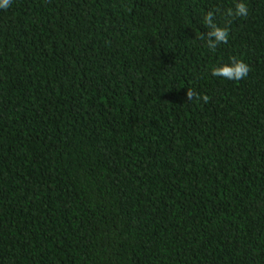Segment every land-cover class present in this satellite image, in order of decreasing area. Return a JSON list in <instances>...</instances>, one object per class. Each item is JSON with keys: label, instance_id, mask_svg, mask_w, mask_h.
<instances>
[{"label": "trees", "instance_id": "16d2710c", "mask_svg": "<svg viewBox=\"0 0 264 264\" xmlns=\"http://www.w3.org/2000/svg\"><path fill=\"white\" fill-rule=\"evenodd\" d=\"M236 2L0 9V264H264V0L203 20Z\"/></svg>", "mask_w": 264, "mask_h": 264}, {"label": "clouds", "instance_id": "9594fccd", "mask_svg": "<svg viewBox=\"0 0 264 264\" xmlns=\"http://www.w3.org/2000/svg\"><path fill=\"white\" fill-rule=\"evenodd\" d=\"M10 5V0H0V9H6ZM249 14L248 5L244 0H238L234 7L227 9L225 15L228 18L223 27L219 26L215 20V12L209 11L203 17L204 24L210 29L207 33L206 45L210 51H215L221 44H226L229 40L230 30L229 24L235 18H246ZM251 71L250 66L243 60L235 58L231 59L230 63L220 66H214L211 69V75L225 80L239 81L248 76ZM188 101L196 100L199 102L201 99L207 103L210 99L207 95L200 96L192 90L187 91Z\"/></svg>", "mask_w": 264, "mask_h": 264}]
</instances>
